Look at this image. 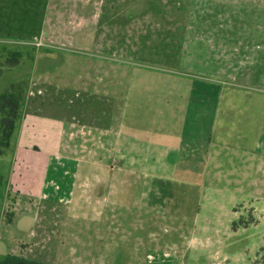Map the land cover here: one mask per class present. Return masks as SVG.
Masks as SVG:
<instances>
[{"label":"crops","instance_id":"1","mask_svg":"<svg viewBox=\"0 0 264 264\" xmlns=\"http://www.w3.org/2000/svg\"><path fill=\"white\" fill-rule=\"evenodd\" d=\"M160 2L164 10L145 14V0H0V37L43 46L18 147L42 149L23 138L27 118L39 116L81 138L79 164L133 171L88 175L89 197L104 200L112 241L131 235L141 250L160 247L167 226L178 264L179 241L197 237H188L193 222L219 230L214 209L186 199L210 197L208 182L264 183V0ZM63 56L80 58L85 73L52 79ZM164 181L187 188L164 190ZM203 250L209 264L227 263L220 238Z\"/></svg>","mask_w":264,"mask_h":264},{"label":"rangeland","instance_id":"2","mask_svg":"<svg viewBox=\"0 0 264 264\" xmlns=\"http://www.w3.org/2000/svg\"><path fill=\"white\" fill-rule=\"evenodd\" d=\"M151 1L145 0V14L165 9L159 4L160 0H155V4ZM177 8H182L180 11L184 9L183 5ZM172 12H175L173 5ZM5 46L21 50L23 59L0 76V91L12 82L29 81L33 61L43 47L40 39L0 37V48ZM66 59L64 56L59 59L56 68L61 70L55 72L63 73L53 75L52 79L66 80L67 74L85 73L79 71L80 58L77 63L72 57L75 62L70 64ZM43 63L40 60V65ZM71 129L39 116L28 117L23 138L29 143L39 144L42 149L34 146L30 150L20 149L16 135L11 148L0 155V168L8 180L9 189L0 210V256L11 252L59 264H172V245L166 244L168 240L164 239L168 233L167 226L160 231L164 241L160 247L145 246L141 250L131 235L123 241L110 239L105 225L104 200L90 199L93 183L87 176L97 174L103 177L111 172L133 171L119 166L112 170L104 164L95 167L79 164L77 156L82 152L74 146L81 138L74 136ZM97 155L103 159L104 151L98 150ZM78 174L84 177L78 179ZM157 184L164 190L186 187L183 183H174V186L168 181ZM204 185L210 197L186 199V206L200 205L204 212L214 209L213 216L219 222V230L216 227L207 230L205 220L193 222V228L188 227V237H197L193 244L179 241L177 248L182 261L178 260V264H209L210 257L200 255L204 253V246L211 245L217 237L223 253L228 255L226 264H249L257 256L264 261V183L208 182ZM254 187L257 188L255 195L251 194ZM259 189H263L262 193ZM248 206L249 209L246 208ZM235 207L241 209L242 215H234ZM243 219L248 225L238 229ZM118 232L114 230V233ZM157 250L161 256L154 260L157 257L153 251Z\"/></svg>","mask_w":264,"mask_h":264},{"label":"trees","instance_id":"3","mask_svg":"<svg viewBox=\"0 0 264 264\" xmlns=\"http://www.w3.org/2000/svg\"><path fill=\"white\" fill-rule=\"evenodd\" d=\"M23 52L19 49L0 48V76L21 63ZM30 91L28 80L12 82L0 91V155L5 154L12 146L18 127L22 123ZM9 195L8 180L0 168V210ZM12 213H10L11 215ZM11 220V217L10 219ZM0 264H59L31 258L17 253H6L0 256Z\"/></svg>","mask_w":264,"mask_h":264}]
</instances>
